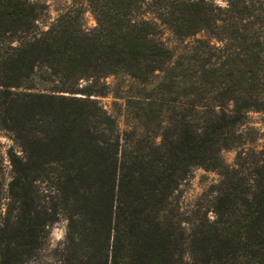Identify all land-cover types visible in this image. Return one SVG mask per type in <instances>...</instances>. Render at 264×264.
Segmentation results:
<instances>
[{"label":"trees","instance_id":"obj_1","mask_svg":"<svg viewBox=\"0 0 264 264\" xmlns=\"http://www.w3.org/2000/svg\"><path fill=\"white\" fill-rule=\"evenodd\" d=\"M85 2L91 28L0 0V264L34 262L61 219L57 264H264V145L242 133L264 113V0ZM123 74L150 89L121 129L97 97ZM197 167L219 178L187 214Z\"/></svg>","mask_w":264,"mask_h":264},{"label":"rangeland","instance_id":"obj_2","mask_svg":"<svg viewBox=\"0 0 264 264\" xmlns=\"http://www.w3.org/2000/svg\"><path fill=\"white\" fill-rule=\"evenodd\" d=\"M38 5L40 18L44 21H51L65 14L69 7H77V20L86 28H91L95 25L94 15L87 8L85 0H29ZM214 3L224 4V0H209ZM81 2L82 4H79ZM82 5V6H80ZM75 12V13H76ZM164 37L173 47H181L184 42L175 39L169 32L166 31ZM108 87L102 96L97 99L100 104L113 114L117 120L118 126L131 127L135 120L129 108L126 107V96L141 97L144 96L150 89L149 84H140L138 81L132 79L126 74L118 76H110L106 78ZM242 133L246 143L261 147L264 145V113H250L243 124ZM13 146V143L4 132H0V149L3 157V199L6 198V183L10 178V165L6 158V150ZM225 162L232 165L236 159V150H226L222 153ZM218 174L213 171H208L203 168H194L188 177L183 181L179 188L174 192L173 198L179 203L181 209L188 214L192 209H195L198 204H203L202 209L208 205V193L213 185L218 181ZM66 230V221L61 219L56 222L49 231L45 245L41 250L38 258L30 264H57L56 249L64 240Z\"/></svg>","mask_w":264,"mask_h":264}]
</instances>
